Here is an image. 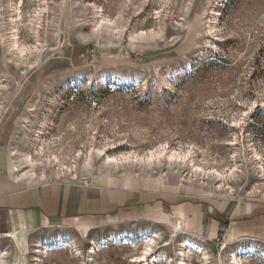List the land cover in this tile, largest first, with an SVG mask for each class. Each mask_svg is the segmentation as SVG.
<instances>
[{"label":"rangeland","instance_id":"374dc122","mask_svg":"<svg viewBox=\"0 0 264 264\" xmlns=\"http://www.w3.org/2000/svg\"><path fill=\"white\" fill-rule=\"evenodd\" d=\"M0 172L153 179L176 198L87 236L2 213L0 264H147L154 233V264L184 240L187 264L245 246L240 264H264V240L236 233L264 208V0H0Z\"/></svg>","mask_w":264,"mask_h":264},{"label":"crops","instance_id":"0c3cea01","mask_svg":"<svg viewBox=\"0 0 264 264\" xmlns=\"http://www.w3.org/2000/svg\"><path fill=\"white\" fill-rule=\"evenodd\" d=\"M30 176L21 173L15 178L0 172V227L4 225L1 214L8 213L14 231L66 224L87 236L120 224L160 217L168 207L165 200L176 199L164 195L165 189L153 179H128L124 185H108L73 179L42 181ZM250 210L239 221L236 233L264 240V208L254 213ZM0 235L11 234L4 231Z\"/></svg>","mask_w":264,"mask_h":264},{"label":"bare ground","instance_id":"6f19581e","mask_svg":"<svg viewBox=\"0 0 264 264\" xmlns=\"http://www.w3.org/2000/svg\"><path fill=\"white\" fill-rule=\"evenodd\" d=\"M155 238H157V234H153L150 238H145L142 241H144L143 243H146V246L143 248L144 251L142 252L141 255H139L136 259H134L135 263H138L142 260H149V262L147 264H154V262H156L157 260H160L161 258L158 257V255H152V259L150 260L148 257L149 254H151L154 251V246H155ZM117 243H119V241H116ZM67 242L64 241H60L58 242V247H64L67 246ZM182 248H180L179 252H177L178 258H177V263L172 262V264H187L186 258H188L190 255H193V249H197L200 246L197 245L196 243H193L189 240H184L183 243L181 244ZM48 247V246H46ZM38 251H41L38 249ZM48 249H46L45 254L48 253ZM97 250L96 249H91L88 251L89 256L96 254ZM250 252V248H248L247 246L242 247L241 250L239 251H235L232 255H231V260H230V264H240L239 261V255L240 254H244V253H249ZM80 258H84L85 259V255L80 254L79 255ZM203 259H207V256L205 254V256L203 257ZM38 261H41V258H37ZM88 260H93V258H88ZM173 261V260H172Z\"/></svg>","mask_w":264,"mask_h":264}]
</instances>
